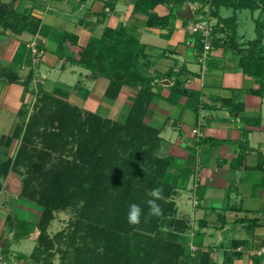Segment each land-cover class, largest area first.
I'll return each instance as SVG.
<instances>
[{
	"label": "crops",
	"instance_id": "1",
	"mask_svg": "<svg viewBox=\"0 0 264 264\" xmlns=\"http://www.w3.org/2000/svg\"><path fill=\"white\" fill-rule=\"evenodd\" d=\"M15 2L17 15L38 23L34 33L0 23V259L34 233L17 240L12 223L37 222L30 217L39 206L20 199L7 180L38 99L49 93L83 111L125 120L141 87L124 85L112 98L110 79L95 76L86 64L88 48L101 53L134 40L143 48L135 70L153 79L144 122L158 132V156L168 164L164 180L178 226L164 236L176 235L184 248L179 264L202 253H211L212 264H264V97L256 78L240 66L230 31L217 32L201 61L203 47L187 32L183 16L191 10L194 18L208 4H160L153 13L168 22L149 26L136 0H0L7 7ZM247 11H234L225 0L218 16L210 14L216 27L218 17L235 18L241 48L255 40L241 30Z\"/></svg>",
	"mask_w": 264,
	"mask_h": 264
},
{
	"label": "trees",
	"instance_id": "2",
	"mask_svg": "<svg viewBox=\"0 0 264 264\" xmlns=\"http://www.w3.org/2000/svg\"><path fill=\"white\" fill-rule=\"evenodd\" d=\"M185 1L136 0L135 9L148 16L149 26L160 23L165 25L168 17L159 18L153 13L154 8L160 4H180ZM195 1L201 2L203 6L209 3V0ZM231 1L234 11L250 10L255 13L260 10L264 13V0ZM223 3L225 0H212L214 8L210 13L218 16L219 7ZM199 12L204 14L201 9ZM218 18L216 34L220 30L231 32L228 35L229 43L236 47L240 54V66L246 74L256 78L259 84L257 93L264 97V19L261 17L255 19L257 38L241 48L235 40L236 29L233 25L235 18ZM34 20L29 16L17 15L7 5L0 3V23H5L14 30L27 28L34 33L38 23L34 24ZM74 40L76 42V37ZM132 43L136 41L128 42L130 46L125 48L121 45L126 44L119 42L111 50L105 49L101 53L99 47L96 49L98 53L90 47L88 48L90 57L86 64L95 76L110 79L107 95L112 98L118 95L124 85L141 87L137 100L125 120L114 121L97 113L83 111L49 93L41 95L38 99V106L43 103L45 105L30 118L22 145L13 161V165L32 163L31 173L40 175L44 183L42 190L35 189L29 192L32 180H26L25 188L22 190L23 197L36 202L42 208L39 221L12 223V226L19 230L15 234L17 240L23 233L29 235L34 231H40L39 246L35 248V252L29 257L21 255L26 261L47 264L41 259L42 256L46 257L53 244L52 240L48 241L45 247L47 228L55 219L54 213L63 210L72 200L81 197L80 193L88 196L89 202L86 206L90 209L92 206L102 207V202L106 199L108 207L104 216L107 217V222L104 227L99 226L97 230L90 229L88 232V236L91 234L97 245L100 242L99 245L102 246L99 258L97 259L96 248L88 249L87 255L82 260L75 258L73 264H179L184 257V248L175 242L176 235L171 233L164 236L167 228L177 230L178 221L173 216L174 211H171L174 208L173 203H167L164 199L158 200L163 214L145 222V216L149 211L147 201L151 199L148 192L159 187L163 189L164 195L171 196L172 191L170 185L164 181L168 164L158 156L160 148L158 132L144 122L146 105L153 96L151 90L153 79H148L140 71L135 70V63L142 55L143 48L137 43V45ZM43 125L45 127L41 129ZM33 134L41 135L46 143H59L65 147L68 145L71 150L76 147L75 161L70 164L61 159L60 164L56 165H59V169L56 166V169H45L42 167L41 158L40 162L34 163V159L40 156L34 157L30 152L29 145L32 144ZM64 137L68 138L66 142ZM261 163L263 166L264 160ZM133 203L143 209L139 225H130L127 221L129 206ZM171 217L173 218L170 224ZM240 244L235 241V248ZM78 253L81 252L77 251ZM187 259L189 264H212L211 253H202L196 261H193L190 255ZM226 261L228 262V259Z\"/></svg>",
	"mask_w": 264,
	"mask_h": 264
},
{
	"label": "rangeland",
	"instance_id": "3",
	"mask_svg": "<svg viewBox=\"0 0 264 264\" xmlns=\"http://www.w3.org/2000/svg\"><path fill=\"white\" fill-rule=\"evenodd\" d=\"M15 5L16 2L14 4L12 3L9 6V8L13 9L14 12H15ZM210 9H212V5L210 8L207 7L206 11H209ZM253 15L256 18L261 17L264 19V13H262L260 10L253 13ZM241 19L244 22L241 30L244 33L247 32L248 34H250L252 38L256 39L257 38L256 25L253 22L252 13L250 11L242 12ZM215 22L216 20L214 19V23ZM44 105L45 103L40 104L39 106L38 104H36L35 111L33 114L37 113V111L39 112L38 109L40 107H43ZM44 127L45 125H43L41 129H44ZM64 138H65L64 141L66 142L68 138L66 137ZM44 140L45 139H43L41 135L33 134V141L31 142L32 144L29 145L30 152L34 155V157L40 156L39 158L34 159L35 161L34 163L40 162L41 161L40 158H41L43 160L45 159V161L43 160L41 161L43 164L42 167H45V169H56V168L59 169V165L58 166L56 165L60 164L59 162L61 161V159L68 161L70 164H72L73 161H75L76 147H74L73 150H71L70 146L68 145L65 147V145L62 146L63 144L59 145V143L50 144V142L46 143ZM12 168H13L12 172L14 174L11 175V177L7 180L8 182L7 184L15 188L16 191H14L15 192L14 194H16L20 199H25L26 201H29V199L22 196V190L25 188L26 180H32L31 182L32 184L29 187V192L30 191L32 192L35 189H37L38 191L42 190L43 188L42 185H44V183L40 179L41 178L40 175L38 174L34 175L30 171L32 169V163L25 162L21 165L16 164L13 165ZM70 190L73 191V188H71ZM80 194L81 197L72 200V202L68 204L66 208H63V210L56 211L54 213L55 219L47 228V233H46L47 242H44L45 247H47L48 241L52 240L53 244L52 247H50V252L46 254V257L42 256L41 258L44 259V262L47 264H73L75 258H78V260L80 259L82 260L84 256L87 255L86 252H88V249L92 250L94 248H96L97 250L96 251L98 254L97 259L99 258V253L100 251H102V246L99 245L100 242L97 245V242L94 241L90 236L91 234L88 236V232L91 231L90 229H92V231H95V228L97 230L99 226L104 227L106 225L107 217L104 216V212L105 209H107L108 207L107 206L108 203L105 199L102 202V207L92 206V208L90 209L86 206V204H88L89 202L88 196L83 193ZM163 196L165 197L164 200L167 201V203H169V199L171 196L164 194ZM36 199L37 200L39 199L38 196L36 197ZM37 210H39L37 214L34 215L33 213L30 219H34V221L38 222L42 213V208L39 206L37 207ZM171 211L172 212L175 211V207L171 209ZM111 218L112 216L110 217V219ZM243 234H246V232H241V234L238 235L243 236ZM39 237H40V231L37 230L34 231L33 235L30 236L28 239H23L20 242H16L13 246L10 247L11 253L8 255V257H5V255H3L2 258L0 259V263L34 264L32 262L33 260L26 261L24 259L19 258L18 255L26 254L27 257L31 256L35 252V248L39 246ZM102 244L103 242H101V245ZM77 251L81 253L77 254ZM64 253H67L68 255L66 256L64 255ZM38 254H41V252H38ZM38 254L36 257H38Z\"/></svg>",
	"mask_w": 264,
	"mask_h": 264
},
{
	"label": "built area",
	"instance_id": "4",
	"mask_svg": "<svg viewBox=\"0 0 264 264\" xmlns=\"http://www.w3.org/2000/svg\"><path fill=\"white\" fill-rule=\"evenodd\" d=\"M212 5V0H209L208 7ZM198 11V10H197ZM211 12V9L209 10ZM204 11L194 16L192 20L187 23V32L190 35L197 36L203 45V54L201 61L207 59V55L212 52L216 40V23L211 20L210 12ZM194 134L201 135L199 129H194Z\"/></svg>",
	"mask_w": 264,
	"mask_h": 264
},
{
	"label": "clouds",
	"instance_id": "5",
	"mask_svg": "<svg viewBox=\"0 0 264 264\" xmlns=\"http://www.w3.org/2000/svg\"><path fill=\"white\" fill-rule=\"evenodd\" d=\"M148 195L151 197L147 201L149 208L147 216H145V222H147L152 217H159L163 214V210L160 205L157 203L158 200L164 199L163 189L154 188L148 192ZM143 215V209L137 204H131L129 206L127 221L130 225H139L141 223V216Z\"/></svg>",
	"mask_w": 264,
	"mask_h": 264
},
{
	"label": "water",
	"instance_id": "6",
	"mask_svg": "<svg viewBox=\"0 0 264 264\" xmlns=\"http://www.w3.org/2000/svg\"><path fill=\"white\" fill-rule=\"evenodd\" d=\"M183 17H184V19H186V20H192V19H193V13H192V11L189 10L188 13L185 14Z\"/></svg>",
	"mask_w": 264,
	"mask_h": 264
}]
</instances>
